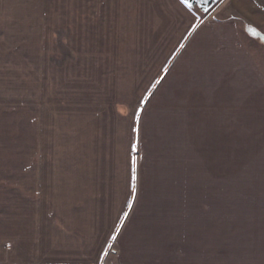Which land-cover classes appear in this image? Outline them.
I'll list each match as a JSON object with an SVG mask.
<instances>
[{
	"label": "crops",
	"instance_id": "0c3cea01",
	"mask_svg": "<svg viewBox=\"0 0 264 264\" xmlns=\"http://www.w3.org/2000/svg\"><path fill=\"white\" fill-rule=\"evenodd\" d=\"M63 2L49 16L44 0H0V264H217L220 238L200 237L187 200L248 182L238 152L252 150L264 264V67L238 24L264 30V0H223L203 18L182 0ZM224 3L232 15L218 13ZM156 11L185 20L165 49L137 25ZM53 21L83 35L64 95L44 49ZM123 33L135 40L126 52Z\"/></svg>",
	"mask_w": 264,
	"mask_h": 264
},
{
	"label": "rangeland",
	"instance_id": "374dc122",
	"mask_svg": "<svg viewBox=\"0 0 264 264\" xmlns=\"http://www.w3.org/2000/svg\"><path fill=\"white\" fill-rule=\"evenodd\" d=\"M46 3V14L51 16L53 4H60L61 6L64 4L65 0H44ZM174 0H162V2L171 5L173 9H175V5L173 3ZM223 0L219 3L222 4ZM159 3V2H158ZM218 6V5H217ZM197 10H199L196 6ZM57 8V7H56ZM61 8V7H60ZM216 8V7H215ZM215 9L210 11L208 14H204L203 12L198 13V17L203 18L204 15H210L213 13ZM219 14L222 17H226L232 15V11L225 5V3L218 9ZM221 10V11H220ZM199 14L201 16H199ZM217 14V13H216ZM178 16L180 20L178 23H173L172 25L164 24L163 17L161 18V14L159 11H156V14L149 18L148 16L140 13L138 17V23L142 28H148L150 30L156 29L159 31L161 36L157 38L158 42L153 43V46L159 47L160 49H165L173 43L177 36L181 33L184 27L182 24H185V20H181V14ZM219 16V15H218ZM153 18V19H152ZM147 19H150V22H147ZM182 19H185L184 17ZM239 22V34L242 39V42L246 46V48L252 53L253 57L256 59V62L264 67V30H258L253 28L248 23L243 21L242 19H238ZM53 23V24H52ZM46 23L44 24L45 38H44V49L46 51V61L53 64L56 69L57 78H60L56 82L57 78L54 81L56 87H58L57 91H60L62 95L66 93L68 90V82L70 80L69 76L71 71L69 68L75 66L79 63L78 55H74L73 51L75 50V46L80 43V37L82 34H75L72 31H68L65 33H60L62 30L56 31L52 26L54 25H62L60 22L58 24L56 22ZM131 23V22H130ZM132 24V23H131ZM13 24H8V28L12 29ZM13 25V26H12ZM67 25V24H65ZM128 27L130 24H125ZM20 26L19 24H15V27ZM153 26L155 28H153ZM12 30H15L14 27ZM122 33V32H121ZM163 34V35H162ZM68 37V38H67ZM125 49H121L126 52L128 48L133 46V42L131 34L128 35L123 33ZM77 38V39H75ZM82 39V37H81ZM121 40V41H123ZM139 40L136 39V45H138ZM82 59V58H81ZM20 62V61H18ZM78 66V65H76ZM65 70H67L65 72ZM61 72V75H60ZM141 76L139 73H135ZM142 77V76H141ZM53 81V76H52ZM145 82L143 77L140 80V83ZM62 83V85H59ZM54 86V87H55ZM55 87V88H56ZM22 89L20 86H14L12 88H8V90ZM144 88L142 87V90ZM62 90V92H61ZM19 92V91H18ZM145 102V101H144ZM144 104V103H143ZM9 106V104H8ZM128 107V104L126 103ZM1 107V106H0ZM243 154V155H242ZM249 154V156H248ZM238 155L244 156L246 165L243 167H238V174L243 177V180L246 178L248 182L241 181L237 184V189L231 191L228 187L234 186V184H229L228 182H221L219 184L220 190L211 191V189L205 188L204 196L202 198H189L187 201L190 205L197 204L199 213H202L204 220L201 222V225H198L197 232L200 237L205 238V240H209L212 235L218 236L220 238V249H221V259L217 264H261V237H262V229H261V212H262V200L260 197V171L261 168L259 166V151H241L238 152ZM137 156V150L134 151V157ZM252 159V160H251ZM250 179L253 181L250 182ZM207 186V184H206ZM233 187H230L234 189ZM8 189V184L0 183V192ZM1 194V193H0ZM236 195V196H235ZM4 199L0 198V205L4 204ZM192 218V216H190ZM123 219H121L122 222ZM120 222V223H121ZM194 222L190 221V226H193ZM200 224V223H199ZM187 226V227H188ZM192 229V228H190ZM185 230V229H184ZM116 233L115 230L113 234L112 240L109 242V245L105 251L104 255L116 256L117 255V246H116ZM207 242V241H206ZM207 244V243H206ZM207 247V246H206ZM205 247V248H206ZM208 248L206 250L208 251ZM211 251L212 249L209 248ZM208 256V255H207ZM206 256L205 264H208V257ZM216 263V260H215ZM104 264V263H103ZM211 264V262L209 263Z\"/></svg>",
	"mask_w": 264,
	"mask_h": 264
},
{
	"label": "water",
	"instance_id": "95a60500",
	"mask_svg": "<svg viewBox=\"0 0 264 264\" xmlns=\"http://www.w3.org/2000/svg\"><path fill=\"white\" fill-rule=\"evenodd\" d=\"M222 0H183L189 7L196 6L204 14L210 13Z\"/></svg>",
	"mask_w": 264,
	"mask_h": 264
},
{
	"label": "snow or ice",
	"instance_id": "6c2138e0",
	"mask_svg": "<svg viewBox=\"0 0 264 264\" xmlns=\"http://www.w3.org/2000/svg\"><path fill=\"white\" fill-rule=\"evenodd\" d=\"M182 2H183V0H182Z\"/></svg>",
	"mask_w": 264,
	"mask_h": 264
},
{
	"label": "bare ground",
	"instance_id": "6f19581e",
	"mask_svg": "<svg viewBox=\"0 0 264 264\" xmlns=\"http://www.w3.org/2000/svg\"><path fill=\"white\" fill-rule=\"evenodd\" d=\"M165 200V199H164Z\"/></svg>",
	"mask_w": 264,
	"mask_h": 264
}]
</instances>
